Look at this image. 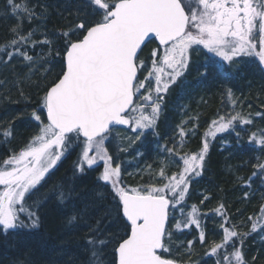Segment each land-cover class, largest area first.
<instances>
[{"label":"snow or ice","instance_id":"snow-or-ice-1","mask_svg":"<svg viewBox=\"0 0 264 264\" xmlns=\"http://www.w3.org/2000/svg\"><path fill=\"white\" fill-rule=\"evenodd\" d=\"M7 5L17 24L11 29L12 38L0 44V64L14 66V61L20 60L34 75L39 70L34 71L38 62L42 67L59 57L61 70L57 79L45 85L39 105L31 112L36 134L23 149L0 163V233L7 235L41 226L39 209L48 197H32L58 162L79 149L74 175L102 169L97 182L110 186L114 202L106 216L115 213L123 223L124 233H104L101 219L94 224L86 219L87 205L76 206L73 187L54 185L56 200L72 209L68 223L82 220L88 229L85 240L89 264H104L103 250L109 244L114 245L112 264H176L164 257L173 243L170 217L176 220V230L195 226L199 242L206 240L200 210L192 205L185 212L184 202L192 179L203 172L209 143L205 139L198 153L179 156L173 148L164 147L162 151L169 154V159L166 164L162 161L157 174L164 181L162 186L132 188L121 186L122 167L115 164L107 144L118 126H127L136 133L129 138L130 144L141 140L146 130L155 129L161 104L169 89L187 72L193 52L206 50L207 59L200 67L202 78H207L210 69L226 74L244 56H255L264 64V0H86L88 10L83 15L78 11L75 20L58 31L62 51L56 50L55 57L53 40L47 34L35 39L37 27L27 32L23 28L25 22L44 18L43 13L38 15L27 0H7ZM153 41H158L156 47L147 59H142L144 47ZM37 47H47V53L32 54ZM44 71L47 73L48 69ZM26 79L27 76L15 82L21 96L24 92L19 85ZM4 84L6 81L0 80V85ZM228 95L231 98L230 91ZM237 121L252 123L240 113L219 115L211 121L205 136L234 131ZM177 131L182 144L187 133L180 126ZM12 135L10 125L3 129L6 141ZM255 142L264 148V134ZM180 161L182 172L166 175L165 168ZM254 167L264 174V163ZM223 207L221 204L215 212L223 216ZM177 214L181 219H176ZM223 218V241L214 244L209 254L221 250L222 260L217 264H247L241 248L251 233L237 232L235 225L225 226L229 222ZM260 219L264 220V206ZM257 227L253 223L252 231H257ZM260 230L264 231V225ZM193 243L187 241L188 247Z\"/></svg>","mask_w":264,"mask_h":264},{"label":"trees","instance_id":"trees-1","mask_svg":"<svg viewBox=\"0 0 264 264\" xmlns=\"http://www.w3.org/2000/svg\"><path fill=\"white\" fill-rule=\"evenodd\" d=\"M27 2L30 7H34L38 15L43 13L44 18L34 19L30 24L25 22L24 31L37 27L39 31L35 39H43L42 33L47 34L53 40L52 56L55 57L56 50L62 51L58 31L66 29L69 23L75 20L78 11L83 15L88 10L86 0H27ZM16 24L17 19L11 14L7 0H0V44L12 38L11 29ZM41 53H47V47L43 49L37 47L32 54ZM204 62L190 67L189 74L183 76L167 100L165 113L159 121L160 135L166 146L172 143L176 145L175 136L180 138L177 126L185 129L187 135L179 146L178 156L189 152L198 153L202 142L207 140L209 151L205 157L203 172L192 179V182L203 179L201 185L205 183V186L202 185L200 193L193 196L196 199L194 201L203 197V205L218 215L223 223V217H227L229 223L225 226H231L235 220L243 217V230L239 231L251 234L245 239L246 243L242 245L241 250L244 251V245L254 243L252 248L256 257L255 261L251 260L248 251L244 255L245 260L247 264H264V231L260 230V226L264 225V220L260 219V209L264 206V174H260L254 167L264 163V148L255 142L262 138L259 134L264 132V67L257 57L244 56L237 69L228 68L224 75L210 69L207 78H202L199 71ZM45 68L48 69L47 73L44 71ZM60 70L59 57L51 59L50 64L42 67L38 62L34 68V75L20 60L14 61V66L0 64V80L6 81V84L0 85V163L12 154L18 153L31 140L29 136H33L32 128L36 125L31 119V108L39 105L45 85L57 79ZM26 76L28 79L19 85L24 92L21 96L15 82L18 78ZM184 90L186 93H183ZM229 91L231 98L228 95ZM240 93L243 95L241 106L236 105L235 99ZM227 109L230 110L229 113ZM219 112H227L225 116L240 113L252 123L244 125L237 121L234 131L229 130L215 137H204L203 130L209 115ZM257 113L261 115L258 116ZM9 125L13 135L6 141L2 131ZM259 128L262 131L256 133ZM253 133L256 134L254 138ZM151 147L150 142H146V145L138 146L140 149L138 156L135 157L132 151L124 163L120 159L121 163H115L122 167L121 186H124V181L129 180L130 185L128 182V186L124 187H142L148 180L142 170L148 167ZM76 152L78 153L77 149L62 158L59 167L32 197V200H43L45 195L48 197L39 209L41 226L34 230L19 229L7 235L0 233V264H89L90 254L86 250L85 240L88 229L82 220L68 223L72 209L61 205L52 191L53 186L59 183L74 188V202L77 207L88 206L89 216L86 219L93 224L97 219H101L103 232L115 235V225L119 220L116 219L115 213L111 217L106 216V211L112 208L114 203L112 190L110 186H104L105 191L102 193L100 188L103 187V182L93 186L101 171L100 168L88 170L84 175H74L73 164L78 155ZM253 172H257V175L253 176ZM192 182L188 193L194 190ZM101 193L103 195H100ZM221 204L224 205L223 216L215 212ZM249 217L253 219L249 220ZM253 223L258 225L255 232L252 231ZM170 224L171 222L169 226ZM203 224L204 216L201 213L202 229ZM171 226L174 227L175 224ZM191 229L197 231L195 226ZM180 239L182 245H186L184 233L175 236L176 241ZM113 249L114 245L109 244L106 250H103L104 254L112 255L107 262L104 260V264H112ZM218 260H222L221 250L215 255H207L203 260L197 261V264H207L211 261L217 264Z\"/></svg>","mask_w":264,"mask_h":264},{"label":"rangeland","instance_id":"rangeland-1","mask_svg":"<svg viewBox=\"0 0 264 264\" xmlns=\"http://www.w3.org/2000/svg\"><path fill=\"white\" fill-rule=\"evenodd\" d=\"M154 47H156L154 44H151V43L148 44L145 47L143 53L141 54V58L147 59L148 56L150 55V50ZM258 50H259V48H258ZM205 53H206V50L205 51H199V52H193L191 54V63H190L189 68H188V70L184 76L189 74L190 67H192V65H194V64L198 65L199 63H203L207 59V56L205 55ZM241 59H242V57L238 58V63L236 65H234L232 68H229V70L237 69V67L239 66V63L241 62ZM262 66L264 67V64H262ZM145 74H146V72L142 73L141 75H145ZM199 74H200V71H199ZM181 79H180V81H181ZM180 81L177 84L173 85L169 89L167 95L165 96L164 101L161 104V110H160L159 115H158V120H157V124H156L155 129L146 130L145 136H143L141 138V140L136 141L134 144L129 143V138H134L136 133L132 132L130 129L129 130H117L116 129L112 134L111 143L107 144V148L109 150V153L111 155H113L115 163H118V162L121 163L119 161V159L124 163L127 160V157L131 155L132 151H133L135 157L138 156V153L140 152V149L138 148V146H144V145H146V142H150L152 147H151V150H149L150 153H149V159H148L149 160L148 166L151 165V168H149L147 166H146L147 168L146 167L143 168V170H142L143 175L146 176V178L148 177V180H146L145 183L142 184V186H145L148 184H153L155 186H162V183L164 181H162L158 177L157 174H158L159 170L161 169V167L163 166L162 161H164V163L166 164L168 159H169V154L167 152L162 151V149L164 147L173 148L174 152H176L177 154H178V152H180L179 146L182 144L179 141L181 138H178L177 136H175L174 141L176 142V145L172 143L173 145L169 144L168 146H166L165 141L163 140L162 136L160 135V130H159V121L161 118H163V115L165 113V106L167 104L166 102L169 99V97L172 95V92L177 88V85L180 83ZM183 93H186V91L184 90ZM240 98H241V100L239 101ZM242 98H243V95L241 93L237 94L235 96V99L237 100L236 105L241 106L243 104ZM31 109L33 110L34 108L32 107ZM227 111H228V113L230 112V110H228V109H227ZM225 113H227V112H219V113H213L212 115H209V118L205 124V129L203 130L204 131L203 132L204 137H205V133H207L209 131L208 128H210V126H211V121L217 119L219 115H225ZM206 129H208V130H206ZM37 130H38L37 126L34 125L32 128V132H31L33 136L36 134ZM258 130H260V131H258ZM261 131H262V129L259 128V129H257L256 133H260ZM219 134H221V133H217L216 135H219ZM262 134H264V132L259 134V135H262ZM33 136H29V139H31ZM190 147H192V145ZM120 148H126L127 150L126 151H120L119 150ZM77 150L79 152V149H77ZM190 154H191V152H189V155ZM181 155H183V154H181ZM63 159H64V157H63ZM63 159H61V161H63ZM61 161L58 162L54 171L59 167ZM263 161H264V157H263ZM182 169H183V165H182V161H181V162H178L175 164L168 165L165 168V171H166V175L171 176L172 174H179L180 172H182ZM50 176H48L47 179ZM45 181L42 182V184H41L42 186L45 185ZM128 182H129V180L124 181L123 182L124 186L130 185L131 182H129V183ZM202 182H203V179L194 180L192 182V184L194 185V190L192 192L188 193L187 198L184 202V206H185V212H187V211L191 210L192 205H196L197 208L200 210V213H202V215L204 216L203 230L205 231L206 240L203 244H201L199 242L198 230L197 231L194 229L192 230L191 228L190 229H184L183 227L181 230H176L175 227L171 226V224L176 223V220L172 219L170 221L171 222L170 228L174 232V235L172 237L173 243L170 245V249H171L170 252L164 253L165 258L173 259L174 261H176L178 263H183V264H197V261L203 260L204 257L209 255L210 249L212 246H214V244L222 243V241H223V234L221 232L222 229L220 227V225L223 223L222 219L218 215H216L215 213L211 212L210 209H207V206L203 205L204 202L201 203L202 200L204 201L203 197L197 199V201H194L196 199H194L193 196L200 193V189H202V187H201L202 185L205 186V183H203L201 185ZM127 183H128V185H127ZM98 184L99 183L96 181L95 185H93V186H97ZM40 186H38V188ZM100 191L102 193L105 191L104 186L100 188ZM176 219L177 220L181 219L179 214H177ZM242 220H243V217H241L239 220H235L233 223V225L236 226L235 230L237 232H240V231L242 232V230H243L244 220L243 221ZM115 226H116L115 235H118V236L123 235L124 234L123 233V223L121 221H119V223H117ZM182 233L185 234V237H186L185 244L186 245H182V239L177 240V241L175 240V236L180 235ZM189 240H192L194 242L191 248H189L188 244H187V241H189ZM245 243H246V241L244 240L243 244H245ZM182 246H183V248H181ZM253 246H254V243H251L250 245H244V251H243L244 255H246L247 252L250 251L249 256L251 257V260L254 257L253 248H252ZM179 248H181V249H179ZM105 250H106V248L104 249V251ZM229 251H231V249H229ZM211 255H215V254H211ZM111 256L112 255L110 253L109 254L105 253L104 254V257H105L104 260L107 262ZM176 259H179V260H176ZM207 264H216V263H213L211 261Z\"/></svg>","mask_w":264,"mask_h":264},{"label":"water","instance_id":"water-1","mask_svg":"<svg viewBox=\"0 0 264 264\" xmlns=\"http://www.w3.org/2000/svg\"><path fill=\"white\" fill-rule=\"evenodd\" d=\"M155 42L158 43V41H155ZM117 128L118 129H125V130H128L129 129L127 126H118ZM176 264H183V263L176 262Z\"/></svg>","mask_w":264,"mask_h":264},{"label":"flooded vegetation","instance_id":"flooded-vegetation-1","mask_svg":"<svg viewBox=\"0 0 264 264\" xmlns=\"http://www.w3.org/2000/svg\"><path fill=\"white\" fill-rule=\"evenodd\" d=\"M151 44H154L155 46L157 45L154 41H153ZM144 49H145V47H144ZM61 162H62V161H61ZM61 162H60V163H61Z\"/></svg>","mask_w":264,"mask_h":264}]
</instances>
